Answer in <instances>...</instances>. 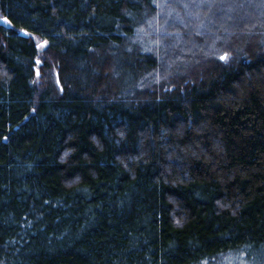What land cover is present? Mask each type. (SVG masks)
Instances as JSON below:
<instances>
[{
    "label": "trees",
    "instance_id": "16d2710c",
    "mask_svg": "<svg viewBox=\"0 0 264 264\" xmlns=\"http://www.w3.org/2000/svg\"><path fill=\"white\" fill-rule=\"evenodd\" d=\"M180 4L0 0V264H264V40L168 67L264 17Z\"/></svg>",
    "mask_w": 264,
    "mask_h": 264
},
{
    "label": "rangeland",
    "instance_id": "374dc122",
    "mask_svg": "<svg viewBox=\"0 0 264 264\" xmlns=\"http://www.w3.org/2000/svg\"><path fill=\"white\" fill-rule=\"evenodd\" d=\"M253 1L254 0L252 1L251 0H169L171 4L173 2H176L177 6H179L178 4L181 3L180 5L183 6L182 11H180L177 8V6L171 7L167 5V6H162V12L164 13L166 18H168V16L173 17L174 20H176L178 23L182 25H184L183 23H186V22L194 23L195 24L194 29H193L194 31L196 29L201 28L200 22L209 21L214 16H217V17L220 16L221 18H225V20H228L226 23L229 26L231 25L230 22H232V19H234L235 16H238V15H240L239 16L240 18H247V20H251L250 18L258 19V17H261V18L264 17V13H263L264 12V0H261L260 2H253ZM159 2L163 3V2H166V0H159ZM186 6L189 8L186 9ZM247 6H252L254 8L251 9V11L246 10L244 12L245 14H240V12H242V9ZM205 7H206V11L202 9ZM193 16H201V17L199 18V20H196L193 18ZM258 23L259 22H255V24L253 23L251 27L244 26L243 28L234 29V30L220 28L217 30L220 36L214 35L209 38L208 43L202 44L200 46H192V45L188 46L190 50L183 51V54H187V56L185 58L178 57V58L169 60L168 67L174 68L175 66H178L177 63L183 62L182 64L183 68H185V70L188 71V69L190 68V64L191 63L198 64L202 60L201 58H203V56L206 54L207 52L206 49H208V47H212L214 43L222 36H224V38L231 37L232 35L237 36L239 33L241 34V36H246L245 34H248L249 32H252V33L257 32L258 36H260V39L264 40L263 26H260L259 24V26H257L256 28V24L258 25ZM149 25L152 28H154L155 26L153 22H150ZM177 32L180 33L178 30ZM137 36L139 38L145 39L144 41H146L147 43L153 44V42L151 41V37L147 36L146 32L140 31L138 32ZM178 38L179 37L177 35L175 42L179 40ZM247 38H244V39H247ZM153 46H154L155 51H157L160 45L158 46L157 44H153ZM188 60H189V63L186 62ZM198 66L201 67V65H198ZM175 69L177 70V68ZM190 75L191 74H189V76ZM228 262L229 260L224 263L229 264ZM206 264H210V263H206Z\"/></svg>",
    "mask_w": 264,
    "mask_h": 264
},
{
    "label": "snow or ice",
    "instance_id": "6c2138e0",
    "mask_svg": "<svg viewBox=\"0 0 264 264\" xmlns=\"http://www.w3.org/2000/svg\"><path fill=\"white\" fill-rule=\"evenodd\" d=\"M5 22H9L7 21V19L5 18ZM47 45V41H44L42 44H39L38 47H44ZM219 59L221 60H227L228 59V53H224L223 55H221L219 57ZM37 63H39V61H37ZM39 75V73H37ZM59 83V81H57ZM62 90V89H61Z\"/></svg>",
    "mask_w": 264,
    "mask_h": 264
}]
</instances>
